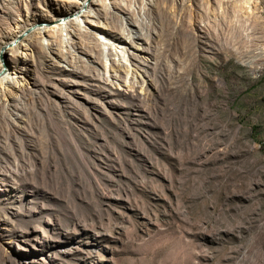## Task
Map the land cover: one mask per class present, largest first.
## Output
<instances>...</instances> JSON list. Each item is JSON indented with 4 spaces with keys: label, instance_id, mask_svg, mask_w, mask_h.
Returning <instances> with one entry per match:
<instances>
[{
    "label": "rangeland",
    "instance_id": "rangeland-1",
    "mask_svg": "<svg viewBox=\"0 0 264 264\" xmlns=\"http://www.w3.org/2000/svg\"><path fill=\"white\" fill-rule=\"evenodd\" d=\"M109 1L4 55L0 264H264V0ZM81 2L0 0V48Z\"/></svg>",
    "mask_w": 264,
    "mask_h": 264
},
{
    "label": "bare ground",
    "instance_id": "bare-ground-1",
    "mask_svg": "<svg viewBox=\"0 0 264 264\" xmlns=\"http://www.w3.org/2000/svg\"><path fill=\"white\" fill-rule=\"evenodd\" d=\"M106 2L111 7L115 8L114 1L112 2L109 0H82V2L80 4L78 3V5L73 10H65L63 12H59L57 16H54L52 18L45 17L44 19H40L36 23L31 24L29 27H26L22 35L12 37L9 42L4 44L0 48V68L1 66H3V64L1 63L5 61L4 55H6L7 52L14 51L18 46H22L23 48H26L27 45H34V46L36 44L43 45L44 42H48L49 40H51L53 32L62 29L65 30L66 28H70V27L72 28V26H75L77 30L81 29L82 27L81 25H84L83 18L88 17L90 13H93V16H98V14L94 11V8L96 6L102 7V5H105ZM120 2H123V0H120ZM90 25L100 29V30L97 29L96 31V44H98L101 47V51L104 57H106L107 50L114 49L115 52L119 51L121 53L122 60L126 62L127 58L121 46L122 39L118 37L111 38L110 34L106 32L108 27L111 26L107 25L106 23H100L95 19L92 20ZM127 35H129L128 31H127ZM65 60L66 59L64 57L59 56V62H64ZM4 66L6 67L5 64ZM107 66L109 65L106 63L105 67ZM129 71L130 69H127V73H129ZM8 74H9L8 69L3 70L2 76L0 77V93H1V89L3 91L6 89L5 88L6 84L10 82V80L12 79L8 77ZM4 82L5 85L3 84Z\"/></svg>",
    "mask_w": 264,
    "mask_h": 264
}]
</instances>
